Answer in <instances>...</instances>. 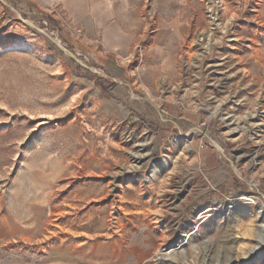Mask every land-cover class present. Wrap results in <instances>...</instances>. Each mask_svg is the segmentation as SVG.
Segmentation results:
<instances>
[{
  "label": "rangeland",
  "instance_id": "374dc122",
  "mask_svg": "<svg viewBox=\"0 0 264 264\" xmlns=\"http://www.w3.org/2000/svg\"><path fill=\"white\" fill-rule=\"evenodd\" d=\"M53 5L0 0V264H264V0H137L125 54Z\"/></svg>",
  "mask_w": 264,
  "mask_h": 264
},
{
  "label": "crops",
  "instance_id": "0c3cea01",
  "mask_svg": "<svg viewBox=\"0 0 264 264\" xmlns=\"http://www.w3.org/2000/svg\"><path fill=\"white\" fill-rule=\"evenodd\" d=\"M26 6L59 4L76 22L96 30L105 45L120 54L128 53L142 36L141 25L130 22L129 7L137 0H16ZM133 16V13H132Z\"/></svg>",
  "mask_w": 264,
  "mask_h": 264
},
{
  "label": "bare ground",
  "instance_id": "6f19581e",
  "mask_svg": "<svg viewBox=\"0 0 264 264\" xmlns=\"http://www.w3.org/2000/svg\"><path fill=\"white\" fill-rule=\"evenodd\" d=\"M216 13H217V10L215 9L213 14H216ZM32 48H33V44L26 40H12L8 42H0V53L24 52V51H29ZM262 113L263 111H260L259 114L258 113L257 114L259 116L264 117V114ZM224 119H227L230 123H235V122L237 123V120H238V119H235V116L233 115H228L227 117H224ZM259 124H262V123H259Z\"/></svg>",
  "mask_w": 264,
  "mask_h": 264
},
{
  "label": "built area",
  "instance_id": "2783aa9c",
  "mask_svg": "<svg viewBox=\"0 0 264 264\" xmlns=\"http://www.w3.org/2000/svg\"><path fill=\"white\" fill-rule=\"evenodd\" d=\"M51 12L55 15H61V9L58 5H52L51 7H49Z\"/></svg>",
  "mask_w": 264,
  "mask_h": 264
}]
</instances>
